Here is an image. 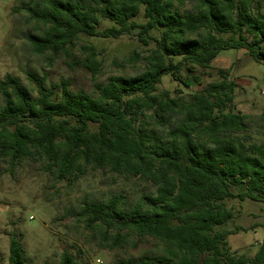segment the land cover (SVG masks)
Returning a JSON list of instances; mask_svg holds the SVG:
<instances>
[{
	"label": "trees",
	"instance_id": "obj_1",
	"mask_svg": "<svg viewBox=\"0 0 264 264\" xmlns=\"http://www.w3.org/2000/svg\"><path fill=\"white\" fill-rule=\"evenodd\" d=\"M264 0H32L23 4L36 34L38 55L70 58L82 37L119 39L138 31L155 49L135 77L114 76L95 86V96L72 94L70 82L47 87L28 75L0 81V162L11 169L26 160L42 163L58 182L79 179L88 169L109 170L156 188L127 209L121 197L88 203L78 218L89 229L156 241L159 253L145 264H264V238L253 257L232 252L226 228L235 218L227 202H264V143L250 135L253 119L234 108L237 84L222 80L186 100L158 91L165 76L188 79L212 69L228 50H246L264 64ZM187 3L191 11L183 12ZM143 10L144 23L136 19ZM102 22L110 27L100 29ZM158 33V37L154 36ZM85 62L99 73V51L82 45ZM135 57L139 58L138 55ZM134 57V58H135ZM133 59L130 58L128 62ZM264 123V113L260 117ZM245 186L244 191L234 189ZM264 228V225H263ZM8 264H26L21 242L11 235ZM60 264H76L65 251Z\"/></svg>",
	"mask_w": 264,
	"mask_h": 264
},
{
	"label": "rangeland",
	"instance_id": "obj_2",
	"mask_svg": "<svg viewBox=\"0 0 264 264\" xmlns=\"http://www.w3.org/2000/svg\"><path fill=\"white\" fill-rule=\"evenodd\" d=\"M30 1L0 0V81L10 75L33 91L36 88L28 75H35L46 77L48 88L69 81L72 94L85 92L95 96V86L105 84L111 77L130 78L141 74L145 66L143 59L155 49L154 43L143 46L137 37L138 31H134L119 39L82 37L70 58L35 54L28 36L37 31L26 13L19 10ZM262 7L264 13V2ZM186 11H191L188 3L183 8ZM136 21L145 22L143 10ZM110 26L109 22H102L100 29ZM82 45H93L101 51V69L96 75L76 65L86 59ZM130 58L133 60L128 62ZM220 71L237 84L234 108L253 119L249 130L253 141L264 143V123L260 120L264 113V64L254 61L246 50L223 51L214 60L212 69H197L193 75L196 77L190 79L185 72L178 80L165 76L158 91L172 94L178 91L190 100L208 85L221 81ZM244 190L243 185L234 189L235 192ZM155 192L156 188L146 181L109 170L88 169L79 179L58 182L53 174L45 171L42 163L26 160L11 169L0 162V264L9 263L12 234L21 242L26 264H60L65 251L74 256L76 264L151 263L159 253L156 241L139 240L131 235L118 243L115 231L105 233L98 227L87 228L79 220L78 212L85 204H106L114 197H121L124 207L131 209L142 196ZM227 204L234 208L235 218L226 228L237 233L229 238L230 249L253 257L264 238V202L232 200Z\"/></svg>",
	"mask_w": 264,
	"mask_h": 264
},
{
	"label": "built area",
	"instance_id": "obj_3",
	"mask_svg": "<svg viewBox=\"0 0 264 264\" xmlns=\"http://www.w3.org/2000/svg\"><path fill=\"white\" fill-rule=\"evenodd\" d=\"M98 263H101L100 261H97Z\"/></svg>",
	"mask_w": 264,
	"mask_h": 264
}]
</instances>
